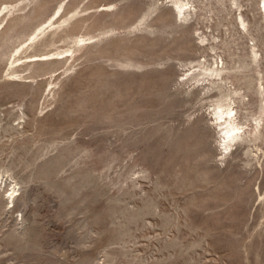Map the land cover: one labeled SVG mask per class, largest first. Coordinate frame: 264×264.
<instances>
[{"label": "rangeland", "instance_id": "obj_1", "mask_svg": "<svg viewBox=\"0 0 264 264\" xmlns=\"http://www.w3.org/2000/svg\"><path fill=\"white\" fill-rule=\"evenodd\" d=\"M175 1L0 0V264H264V0Z\"/></svg>", "mask_w": 264, "mask_h": 264}, {"label": "bare ground", "instance_id": "obj_2", "mask_svg": "<svg viewBox=\"0 0 264 264\" xmlns=\"http://www.w3.org/2000/svg\"><path fill=\"white\" fill-rule=\"evenodd\" d=\"M173 1V0H172ZM185 6L187 5H182L181 4V0H176L174 2V9H176L177 11V16L178 17H182L183 15L185 16L188 12V8H186ZM262 13H264V3H263V6L260 7ZM245 24V23H243ZM264 114V111L263 113ZM216 115V120L218 121V125L223 128L224 131V146L225 147H228L230 144L231 141L235 139H239L241 138V135L239 134V129L240 128H237V127H234V125L236 124L232 119V117L234 116L233 115V111H229V112H226V111H223L222 108H220L218 111H217V114ZM230 119L232 121H230ZM242 130V129H241ZM240 130V131H241ZM226 151H228L227 148H225ZM2 178V177H1ZM1 183V182H0ZM2 186V183L0 184V189L3 187ZM9 192V191H8ZM14 194H15V190H12V193L10 194L9 196V200H12V203L14 202L15 204V199H16V194H15V199H14ZM6 195V194H5ZM5 198V197H4ZM13 199L15 201H13Z\"/></svg>", "mask_w": 264, "mask_h": 264}]
</instances>
